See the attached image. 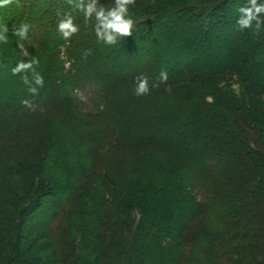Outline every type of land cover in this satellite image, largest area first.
I'll use <instances>...</instances> for the list:
<instances>
[{
  "label": "trees",
  "instance_id": "trees-1",
  "mask_svg": "<svg viewBox=\"0 0 264 264\" xmlns=\"http://www.w3.org/2000/svg\"><path fill=\"white\" fill-rule=\"evenodd\" d=\"M80 2L0 6V264H264V26L238 28L246 0H136L116 45ZM33 61L37 95L12 71ZM75 200L74 236L53 239Z\"/></svg>",
  "mask_w": 264,
  "mask_h": 264
},
{
  "label": "clouds",
  "instance_id": "clouds-1",
  "mask_svg": "<svg viewBox=\"0 0 264 264\" xmlns=\"http://www.w3.org/2000/svg\"><path fill=\"white\" fill-rule=\"evenodd\" d=\"M12 0H0V6L8 5ZM71 3V0H68ZM136 0H113L109 6L100 3V0H90L89 3L84 4L83 0L76 5V9L83 13L85 23L94 18V32L98 42H103L106 45H116L122 38L129 37L133 34L135 28V21L132 18L130 8L134 7ZM239 13L236 24L240 30L253 29L254 33L259 34L264 20L261 16L264 15V3L259 0H246V2L237 7ZM59 15V13H58ZM253 24L255 27L253 28ZM58 31L65 39L70 38L73 34L79 31V26L74 24L72 15L65 14L63 19L59 20ZM7 32V29H5ZM27 32V25H22L17 34L24 36ZM5 39L3 34H0V40ZM90 54V51L84 53L85 57ZM35 61L29 63H19L12 71L14 74L25 73L22 80L26 85H29L28 91L32 95L38 94V89L43 87V77L35 71L33 64ZM29 70L32 72V81H29L26 74ZM168 74L166 70H161L156 81L150 83V78L146 75H138L135 77V86L133 89L134 95L141 97L150 93L152 88H158L161 83L166 84ZM166 91H170L168 86ZM22 104L29 107H35L31 101L23 100Z\"/></svg>",
  "mask_w": 264,
  "mask_h": 264
},
{
  "label": "rangeland",
  "instance_id": "rangeland-1",
  "mask_svg": "<svg viewBox=\"0 0 264 264\" xmlns=\"http://www.w3.org/2000/svg\"><path fill=\"white\" fill-rule=\"evenodd\" d=\"M21 9H18L20 11ZM2 25V24H0ZM6 28L10 29V25L6 24ZM26 36H21V39L24 40ZM22 48V46H21ZM65 49L61 50V57L63 56V52ZM67 66V65H66ZM229 86L234 92H239V84L236 79H232L228 82ZM76 201V200H75ZM73 201L72 203L68 204L64 211L63 215L55 224L46 231V234L51 235L53 239L63 237L65 240L74 236V219H72V214L77 211L79 206V201ZM74 210V211H73ZM73 211V212H72ZM72 212V213H71ZM0 247H2V243H0Z\"/></svg>",
  "mask_w": 264,
  "mask_h": 264
}]
</instances>
